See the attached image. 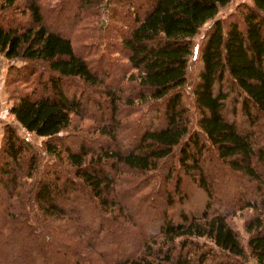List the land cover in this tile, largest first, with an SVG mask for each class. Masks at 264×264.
<instances>
[{
    "label": "trees",
    "instance_id": "16d2710c",
    "mask_svg": "<svg viewBox=\"0 0 264 264\" xmlns=\"http://www.w3.org/2000/svg\"><path fill=\"white\" fill-rule=\"evenodd\" d=\"M56 1L0 0V55L21 62L5 83L0 264H264V0L223 19L233 0H76L70 21L102 3L117 21L119 65L74 50Z\"/></svg>",
    "mask_w": 264,
    "mask_h": 264
},
{
    "label": "rangeland",
    "instance_id": "374dc122",
    "mask_svg": "<svg viewBox=\"0 0 264 264\" xmlns=\"http://www.w3.org/2000/svg\"><path fill=\"white\" fill-rule=\"evenodd\" d=\"M56 0H41L42 7L44 10L50 9L52 4H55ZM112 0V4L118 8L121 5L118 2H114ZM57 2V1H56ZM60 2V1H59ZM76 0L68 1V5H70V10L66 9L62 14L65 15L67 20L69 21H56L63 25V30L65 33L69 34L71 37V42L74 47V50L77 52H86L87 57L89 59L95 60L97 62L101 56L109 57L111 61L114 62V65L124 64L123 57L116 52V43L117 40L115 39V34L117 33L115 29V25L118 24L115 19L112 20L111 12L104 10L103 3L101 6L94 10L93 8L84 10L81 12V18L79 21H70L71 16L76 14ZM239 2H249V0H233L229 5L221 9L217 17L218 18H225L230 12H233L235 5ZM59 4V3H58ZM68 5L64 7L67 8ZM96 11V13L94 11ZM93 11V12H92ZM53 16V15H51ZM74 19V18H72ZM52 22V21H51ZM206 23L200 30L199 34L194 38L195 46L198 44L200 36L202 35L203 30L207 26ZM193 57V56H192ZM195 61L194 58H190L189 60V70H188V80L193 78L192 76L195 75ZM21 65L20 61L17 60H7L0 55V133H1V125L6 122H12L13 117L8 112V107L10 105V101L8 99V89L10 87L6 86V81L12 75V71L10 70V66H19ZM185 96L184 101L187 102L189 105L190 110L192 111V104L188 92V88L185 87ZM136 117V116H135ZM92 125V122L89 118H78L77 116H73L70 131H84L90 132L89 127ZM86 131V132H85ZM18 133L25 137V139L29 140L35 145H40V138L34 137L33 135L27 134L26 132L22 131L21 129L18 130ZM123 186V185H122ZM124 187L123 189H126ZM247 211H242L236 213L234 216L231 217L230 223L232 227L238 232L239 237L242 243H245V233L242 228V221L243 215ZM250 264H254L253 260L250 261Z\"/></svg>",
    "mask_w": 264,
    "mask_h": 264
}]
</instances>
